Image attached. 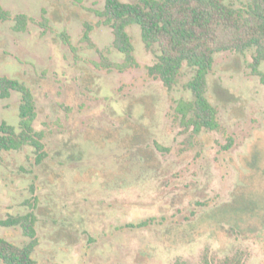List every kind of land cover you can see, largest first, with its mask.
<instances>
[{
    "label": "rangeland",
    "instance_id": "rangeland-1",
    "mask_svg": "<svg viewBox=\"0 0 264 264\" xmlns=\"http://www.w3.org/2000/svg\"><path fill=\"white\" fill-rule=\"evenodd\" d=\"M225 2L243 9L252 0ZM1 4L32 19L25 32L0 21V76L32 91L49 156L37 165L31 147L0 151V220L38 198L36 264H200L207 253L264 264V84L250 67L254 50L215 55L206 96L220 130L194 136L175 112L192 99L194 69L184 66L172 90L151 77L158 50L139 26L127 29L138 66H96L125 58L99 15L106 0ZM20 104L16 92L0 98V125L20 131ZM0 237L29 241L20 228L0 226Z\"/></svg>",
    "mask_w": 264,
    "mask_h": 264
},
{
    "label": "trees",
    "instance_id": "trees-1",
    "mask_svg": "<svg viewBox=\"0 0 264 264\" xmlns=\"http://www.w3.org/2000/svg\"><path fill=\"white\" fill-rule=\"evenodd\" d=\"M99 15L113 31L114 48L125 58L122 63L104 59L96 66L120 72L138 66L135 48L127 31L130 26L137 25L141 28L146 48L158 50L157 61L148 68L151 77L161 80L168 90H172L179 83L184 66L194 69V75L186 86L192 99L180 100L175 107L183 127L192 130L194 136L203 131L220 130L218 111L206 96L207 78L216 54L235 52L244 55L254 50L250 67L264 84V73L260 71L264 63V0H252L243 9H235L225 0H138L135 3L106 0L105 8ZM0 21H13L15 32H25L32 19L25 14L13 16L4 9L0 0ZM40 24L45 30L48 29L47 20ZM91 32L92 27L87 26L83 37L90 44ZM62 39L70 44L68 35L62 34ZM13 92L21 97L20 131L3 122L0 125V151H21L27 146L31 147L35 163L40 165L49 154L43 141L44 133L34 127L38 116L34 95L19 80L0 76V98L8 99ZM231 145L232 142L229 143ZM157 147L168 151L158 144ZM37 205L38 198L34 197L33 203L29 202L30 212L0 220V226L20 228L29 239L23 246H17L0 237V262L36 264L33 254L39 245L36 228L38 217L35 213ZM147 225L148 222H142L137 227ZM200 264H245V261L241 256L217 260L207 253Z\"/></svg>",
    "mask_w": 264,
    "mask_h": 264
}]
</instances>
